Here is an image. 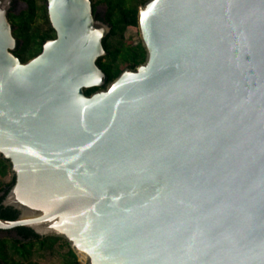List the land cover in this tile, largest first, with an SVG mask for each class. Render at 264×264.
I'll use <instances>...</instances> for the list:
<instances>
[{
	"label": "water",
	"instance_id": "obj_1",
	"mask_svg": "<svg viewBox=\"0 0 264 264\" xmlns=\"http://www.w3.org/2000/svg\"><path fill=\"white\" fill-rule=\"evenodd\" d=\"M12 2L1 203L18 215L0 229L63 237L84 264H264V0L145 1V60L89 95L111 29L91 0H45L55 37L25 62Z\"/></svg>",
	"mask_w": 264,
	"mask_h": 264
},
{
	"label": "trees",
	"instance_id": "obj_2",
	"mask_svg": "<svg viewBox=\"0 0 264 264\" xmlns=\"http://www.w3.org/2000/svg\"><path fill=\"white\" fill-rule=\"evenodd\" d=\"M93 7L105 6L102 20L111 26L103 37L106 51L96 59V64L105 74V82L84 90L89 95L103 89L125 68L133 69L145 60L146 51L141 41L132 42L125 38L124 29L137 26V12L147 0H91ZM26 7L19 13H8L12 34L16 38L14 54L22 62L38 54L42 44L55 37L50 25L45 0H24ZM8 160L0 156V218L15 219L18 211L1 202L14 181ZM17 237H0V264H82L68 242L59 236L40 237L26 226L13 228ZM41 259H45L42 261Z\"/></svg>",
	"mask_w": 264,
	"mask_h": 264
},
{
	"label": "flooded vegetation",
	"instance_id": "obj_3",
	"mask_svg": "<svg viewBox=\"0 0 264 264\" xmlns=\"http://www.w3.org/2000/svg\"><path fill=\"white\" fill-rule=\"evenodd\" d=\"M24 1V0H23ZM25 3V2H24ZM25 6H26V3H25ZM17 7V0H13L12 2V6L11 8L9 9V12H13L14 14L15 13H19V12H15V8ZM91 9H92V14H93V19L95 20H100V21H104L102 20V14H103V11L101 10V4H97L95 5V7H93L92 5V1H91ZM8 12V13H9ZM2 194V192H0V195ZM8 233V234H12V235H17V232L16 230L14 229H10V230H1L0 229V233Z\"/></svg>",
	"mask_w": 264,
	"mask_h": 264
},
{
	"label": "rangeland",
	"instance_id": "obj_4",
	"mask_svg": "<svg viewBox=\"0 0 264 264\" xmlns=\"http://www.w3.org/2000/svg\"><path fill=\"white\" fill-rule=\"evenodd\" d=\"M24 8H22L18 12L22 11ZM101 10L104 12V10H105V6L104 5H101ZM15 12H17V11H15ZM124 36H125V38L130 39L134 43L137 42V41H139L140 40V34H139L138 26H135L134 25V26H128V27H126L124 29ZM5 237H9V236H5ZM41 260L44 261L45 259H41ZM81 263L84 264L83 262H81Z\"/></svg>",
	"mask_w": 264,
	"mask_h": 264
}]
</instances>
